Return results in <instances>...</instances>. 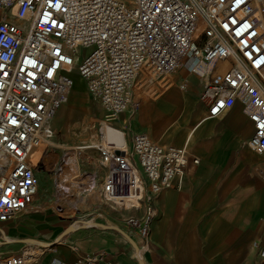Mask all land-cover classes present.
I'll list each match as a JSON object with an SVG mask.
<instances>
[{
  "label": "built area",
  "instance_id": "obj_1",
  "mask_svg": "<svg viewBox=\"0 0 264 264\" xmlns=\"http://www.w3.org/2000/svg\"><path fill=\"white\" fill-rule=\"evenodd\" d=\"M190 54L204 79L200 98L208 117L241 103L254 129L248 145L264 153V0H0V221L32 206L39 178L30 149L55 136L53 119L69 101L75 71L111 121L138 106L137 85L162 80ZM119 145L100 141L82 155L106 200L134 198L132 208L146 209L128 224L139 228L147 247L153 199L180 188L201 160L143 132L133 135L130 149ZM89 150L96 159L86 156ZM255 171L264 179V167ZM253 246L264 264V246ZM40 248L0 252V264H41ZM105 255L51 264H117Z\"/></svg>",
  "mask_w": 264,
  "mask_h": 264
},
{
  "label": "crops",
  "instance_id": "obj_2",
  "mask_svg": "<svg viewBox=\"0 0 264 264\" xmlns=\"http://www.w3.org/2000/svg\"><path fill=\"white\" fill-rule=\"evenodd\" d=\"M187 60L184 57L159 81H166L164 90L151 94L139 110V122L147 124L152 134L140 129L137 122L128 130H122L121 122L116 126L122 129H108L120 142L125 131L127 149L132 147L133 135L143 132L162 145L185 147L200 157L197 166L188 168L180 188L165 189L153 199L156 215L148 246L135 228L126 225V218L116 224L98 217L73 220L48 207L32 205L0 221L1 254L19 253L27 244L40 245L37 241L54 245L59 241L47 250L41 264L53 258L72 263L79 254L102 251L106 252L105 261L117 264H258L253 242L264 246V180L255 167H264V153L248 145L254 129L241 103L216 118L208 117L206 105L194 91L201 94L204 89L194 73L198 65L193 63L186 70ZM82 83L86 87L84 80ZM86 130L83 126V133ZM73 163L80 176L77 160ZM112 202L125 209L136 203L132 198Z\"/></svg>",
  "mask_w": 264,
  "mask_h": 264
},
{
  "label": "rangeland",
  "instance_id": "obj_3",
  "mask_svg": "<svg viewBox=\"0 0 264 264\" xmlns=\"http://www.w3.org/2000/svg\"><path fill=\"white\" fill-rule=\"evenodd\" d=\"M200 29L201 26L198 27L195 36L199 34ZM193 63L194 59L190 54L185 64V69L188 70L189 66ZM73 77L75 78V85L69 101L58 110L53 119V126L55 128V136L52 140L53 144L42 146V150L41 148L36 150L39 154L41 153L39 155L38 165H36L37 170H39V190L32 205L34 207L38 206L39 208L48 207L60 216L69 217L73 220L90 217H98L100 218L99 220H106L113 223L119 222L120 219H128V217L137 220V218L145 215L146 209L144 207L139 210L135 208L125 209L115 205L112 201L106 200L102 195L100 196L98 194L100 192V182L95 183V187L92 186L88 172L89 168L87 167L88 164L83 155H80V149H71V146L81 147L93 142L96 138L97 128L101 125L102 121H106V114L100 112L89 99L86 87L82 83L83 79L76 71L73 73ZM179 79L180 76L177 75L176 80L178 82ZM160 80L161 78L152 83H147L141 88H138L139 85H137L134 88V93L135 99L138 101V106L125 111L117 119H112L110 123H114L115 125L119 123L120 125L121 122L124 130H128L130 124L137 122V124H140V127L138 126L140 129L152 134V130L147 124L141 125L139 122V110L143 103L150 98L151 94L154 93L156 96L164 90L166 81L160 83ZM200 80L204 83L203 78H200ZM151 87L154 88L152 91ZM198 88L200 89V87ZM194 91L196 95L201 97L199 90ZM90 124L91 126H89ZM83 126H87V132L85 133H83ZM92 126L95 127L92 128ZM71 142L77 143L71 144ZM128 149H130L129 146ZM87 153L86 156L90 158L95 157L96 159V153L93 150H89ZM76 160L81 175L73 174L72 171V178H67V182H62L61 179H66L68 171L73 169V162ZM260 178L264 180L262 177ZM76 179L81 189L75 188L73 190V183ZM127 225L135 228L137 231L139 230L133 224ZM58 243L59 241L54 246ZM54 246L52 247L54 248ZM51 263L52 260L48 264ZM258 264H261L259 259Z\"/></svg>",
  "mask_w": 264,
  "mask_h": 264
},
{
  "label": "bare ground",
  "instance_id": "obj_4",
  "mask_svg": "<svg viewBox=\"0 0 264 264\" xmlns=\"http://www.w3.org/2000/svg\"><path fill=\"white\" fill-rule=\"evenodd\" d=\"M16 10V9H15ZM12 18V17H11ZM197 31V30H196ZM196 33V32H195ZM71 62H73V60L71 61ZM194 63L197 65V61H195L194 60ZM179 66V64L175 67V68H177ZM174 68V69H175ZM221 68H225L224 66H221ZM173 69V70H174ZM172 70V71H173ZM171 71V72H172ZM170 72H168V74H169ZM168 74L166 75V76H168ZM165 76V77H166ZM164 77V78H165ZM202 101V100H201ZM243 110H244V108H243ZM226 111H228V110H224L223 111V113L224 112H226ZM245 112V111H244ZM223 113H221V114H223ZM220 114V115H221ZM218 117V116H217ZM216 118V117H215ZM108 129H109V131L112 129V130H114V131H118V130H120V129H122V128H120V127H118V126H116L114 123H110V121H108L107 119H106V121H102L101 122V125L97 128V133H96V138H95V140L93 141V142H91V143H89V144H87V145H92V144H96L97 142H100V141H103V142H107L109 139H113V140H115V141H117V142H119L120 143V148H123V149H127V145H128V141H127V138H126V135H125V131H122V134L124 135V141H122V142H120V141H118V140H116V138L115 137H113V136H111V134H110V132H109V134H108ZM122 130H124V129H122ZM52 140H53V138L51 139V140H45V139H41V140H39V141H37L32 147H31V149H30V154H29V158H30V160L32 161V163L36 166V165H38V161H39V155L41 154H39L38 152H36V150L38 149V148H41L42 146H49V145H52L53 144V142H52ZM87 145H84L83 147L84 148H79V147H74L73 149L74 150H79V152H80V155L81 154H83V150L85 149V147L87 146ZM45 148V147H44ZM43 148H41V150H42ZM75 164H73V169L72 170H69L68 171V176H66V179L65 178H62L61 179V181L62 182H67V178L69 179L70 177L72 178V176H71V172L74 174V173H78V168H74L75 166H74ZM67 167V166H66ZM37 171H39V170H37ZM76 176V175H75ZM77 180V179H76ZM73 185H74V188H77L78 186H80L79 185V183H78V180H77V182L75 181L74 183H73ZM38 190H39V183H38V186H37V193H36V195L38 194ZM36 195H35V197H36ZM126 199H129V198H126ZM132 199H134V198H132ZM135 204H137V201L135 200ZM131 217H129L128 219H126V225L128 224V222L131 220L130 219ZM50 247H44V248H40V251L43 253V255L46 253V251L49 249ZM42 255V256H43ZM41 263V262H40Z\"/></svg>",
  "mask_w": 264,
  "mask_h": 264
},
{
  "label": "water",
  "instance_id": "obj_5",
  "mask_svg": "<svg viewBox=\"0 0 264 264\" xmlns=\"http://www.w3.org/2000/svg\"><path fill=\"white\" fill-rule=\"evenodd\" d=\"M40 245L46 246V247H52L54 243H49V242H41L37 241Z\"/></svg>",
  "mask_w": 264,
  "mask_h": 264
}]
</instances>
